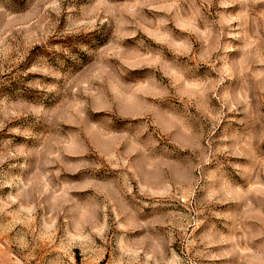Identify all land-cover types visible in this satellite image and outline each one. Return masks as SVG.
<instances>
[{
    "label": "rangeland",
    "instance_id": "rangeland-1",
    "mask_svg": "<svg viewBox=\"0 0 264 264\" xmlns=\"http://www.w3.org/2000/svg\"><path fill=\"white\" fill-rule=\"evenodd\" d=\"M0 264H264V0H0Z\"/></svg>",
    "mask_w": 264,
    "mask_h": 264
}]
</instances>
